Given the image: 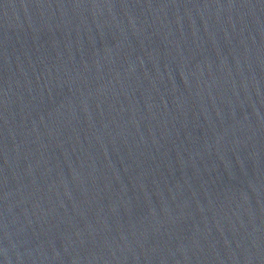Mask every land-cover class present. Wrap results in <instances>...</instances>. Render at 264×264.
<instances>
[{
	"label": "water",
	"instance_id": "obj_1",
	"mask_svg": "<svg viewBox=\"0 0 264 264\" xmlns=\"http://www.w3.org/2000/svg\"><path fill=\"white\" fill-rule=\"evenodd\" d=\"M0 264H264V0H0Z\"/></svg>",
	"mask_w": 264,
	"mask_h": 264
}]
</instances>
